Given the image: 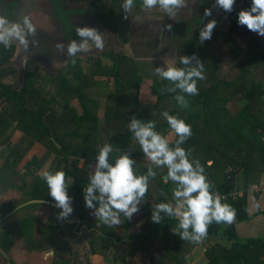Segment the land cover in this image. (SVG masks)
I'll use <instances>...</instances> for the list:
<instances>
[{"label": "trees", "instance_id": "obj_1", "mask_svg": "<svg viewBox=\"0 0 264 264\" xmlns=\"http://www.w3.org/2000/svg\"><path fill=\"white\" fill-rule=\"evenodd\" d=\"M249 1L251 3V0ZM236 28L237 26L233 25L231 34L225 36L215 34L211 40L205 43L190 42L186 47L184 55L189 57L190 63L181 67H196L198 61L207 67L204 69V73L208 72L206 73V83L200 84L197 81L199 89L197 95L189 96L176 88L173 82L164 79L158 80L161 77L155 74L154 70L143 65L137 66L134 61L116 59L106 54L105 57H109L112 62L105 64L103 59H93L95 60L92 62L93 73L90 75L83 73L81 63H75L71 69L74 74L72 77H68L65 73L54 77V83H57L54 88L56 91L54 96L44 95L48 100L37 108H32L31 104L38 100L43 90L42 88L37 90L34 86L35 81L38 80L36 71H30L34 64L31 63V66H28L26 86L21 91L14 89L13 84H5L4 79L16 74V69L10 61L15 55V47L6 48L4 44L0 43V99L3 100L0 126L8 129L18 122L23 137L29 139L41 136L48 139L54 138L58 143H61L60 139L62 138H76L75 144L72 145L73 148H70L74 154L75 152L82 153L85 143L98 145L101 143V139L107 136L108 144L113 149L109 156L110 163L115 162V157L120 152H127L136 162V155L130 151V142L134 140V137L127 127L131 119L135 117L144 123L154 121V130L165 137L172 135L171 140H168L169 146L175 147L178 137L168 126L163 112L168 111L171 115H178L191 125L192 132L190 138L181 147L191 150L194 155L193 160H199L204 167L205 174L214 185L211 190L218 192L221 196H230L222 202L232 205L236 210V217L232 224L213 222L209 226L208 234L226 241L224 243L217 241L206 251V256L209 259L208 264H264V237L243 240L238 234L236 225V222H249L255 218L249 210V191L253 186H260L261 178L264 176V84L257 80L250 81V78L259 72L258 69L264 67V53L260 52V49L264 48V40L260 41L256 34L246 30L252 34V38L243 37V39L251 48L240 64L235 65L237 75L233 79H222L220 76H224V74L220 75L218 72L219 63L228 58L236 61L241 56V48L231 38V35H240ZM251 64L259 68L252 70ZM122 67L124 74L130 76L127 84H124L121 79ZM145 71L151 78L155 77V79H151L150 89L156 98L154 106L158 109L159 105H162L160 107L162 110L157 113L158 115L151 113L152 116L147 117L137 114L135 111L131 115L123 116L122 109L130 110L140 105L139 97L141 85L145 79ZM98 79L101 81H97ZM105 80L109 84L113 83V90L118 93L115 96L119 102L117 108L109 103L107 106H100L98 102L88 97V92L93 90L97 92V89L104 88ZM170 85L175 90L164 91ZM111 95L109 94V102L114 98ZM177 96H182L187 106L178 101ZM73 98L80 100V109H82L80 114L76 108L70 105V99ZM87 100L91 102V107ZM234 101L244 102L245 106L238 113L231 111ZM169 102L171 104L173 102L175 106L173 110H167ZM103 121L105 125L102 127ZM58 129H62V132H58ZM51 144L57 152L68 148L64 143L61 144V150L53 143ZM93 152L96 154L97 151ZM136 153L139 154L141 160L145 159L139 144ZM209 161H212L211 165L207 164ZM75 167H78L77 161ZM133 168L138 175L148 173L147 168L137 167L135 163ZM152 169L156 176L155 178L149 177V184L154 183L157 189L155 191L157 197L154 199L153 205L161 202L175 203L172 200V191L176 184L172 181L165 183L164 180L167 169L163 173L160 171L161 167L153 165ZM237 171L245 175V191L234 199L233 191H235L236 183L230 186L231 173L237 174ZM84 174L85 179L81 181L88 183L86 180L88 171L84 170ZM147 196H152V193L148 191L140 203L147 200ZM160 215L162 220L157 224L152 222V214L149 212L148 219L142 226L145 231L139 234L141 238L137 235L134 238L150 241L152 237L167 236L169 230H176L177 220L169 218L163 212ZM174 234L175 238L180 236L178 232ZM180 244L181 242H178V245ZM193 244L195 243L185 240L181 245L186 248L192 247ZM108 245L111 248L114 247L112 243ZM177 246L171 250H177L180 253L181 250H178ZM136 252H138L137 249ZM179 256L178 254L164 256L160 263L167 264L169 263L167 259L172 257L170 259L175 264H180L179 260L182 258ZM119 259L122 261L121 264H127V256L117 257L114 261L117 262Z\"/></svg>", "mask_w": 264, "mask_h": 264}, {"label": "flooded vegetation", "instance_id": "obj_2", "mask_svg": "<svg viewBox=\"0 0 264 264\" xmlns=\"http://www.w3.org/2000/svg\"><path fill=\"white\" fill-rule=\"evenodd\" d=\"M12 1L6 7L5 15L13 21L18 18L19 14L15 11H19L22 4L17 2L16 4ZM50 1L53 8L51 16H34V22L37 23L38 27L44 29L46 23L49 22L50 28L54 29V36L58 37L57 40L65 38L68 41V46L73 42L80 45L86 39L79 37L76 29L93 28L101 35L104 47L97 49L94 42L89 39L88 43L92 45L89 51L81 50L75 56H72L68 53V50H62L61 47L54 44L51 51L41 54L43 59L41 63L28 59L31 56L26 57V69L31 63L34 64L35 68H45L48 65L53 68L57 65L56 63H65L66 68L70 69L75 63H81V65L88 63L83 60L90 59L93 53L97 51L99 53L101 50L104 51L99 59H103L106 54H112L108 51L111 47L120 44L121 41H126L128 37L133 36L132 39L137 40L144 33L146 35L147 33L157 35L159 30H162L157 23L162 27H169L170 25L172 27L169 29L170 36L165 39L160 36L154 40L147 36V39H149L147 41L142 37L141 40L143 41L138 44V48L134 47L137 41H133L131 49H133L134 59L138 58L136 52L138 51L139 58L142 59H137L138 65H143L155 71L156 68L163 67L167 61L172 62L169 56L175 55L173 63L180 67L182 66L180 58L186 56L184 52L191 42H186V37H189L191 29H201L204 23L212 20L216 21V25H226L221 22V17L217 15L219 13L222 14L224 21L227 19L225 16L229 20L227 28L223 27L222 30H229V34H231L234 25L237 26L236 30L241 34L242 31L246 32V30H242L246 27L238 25L237 14L241 8L250 6L249 0H236L233 10L226 12L214 3L213 8L212 6L208 8L211 10L210 16L202 14L196 20L194 19V22L200 25L199 27L195 26L194 22L189 26L185 20H181L180 26L173 27L178 17L165 12L159 5L152 9L144 8L142 7V0H133L130 9L123 7L125 0ZM202 1L205 3L206 0ZM10 6L15 11H11ZM175 10H180V8L173 9V12ZM180 12L183 14L185 11L180 10ZM3 13L0 10V15H3ZM52 16L57 18L60 27L56 23L55 26L53 25ZM153 29H156L155 32ZM251 35V33H247V37ZM263 38L261 37L260 41ZM180 40H183V46L178 47L177 52H171L174 49L173 43L178 42L179 46ZM195 41L200 42L199 34L192 42ZM27 42L28 50L25 52L30 54L33 44L31 41ZM205 42L207 40L203 43ZM10 48L15 49L16 55L18 45L11 41ZM156 61L163 64H158ZM62 73L63 70L58 72V75ZM75 141L76 138L68 140V142L74 144ZM60 142L58 143L54 138L48 139L41 136L30 139L23 137L19 123L17 126L8 129L0 126V264H95L98 261H93V256H102L103 250L108 249L110 243L114 245L113 248L116 254L123 257L127 256L128 251L135 252L136 250L132 247L125 250L121 246L124 245L123 241L125 239H127L126 243L138 239L134 236L140 230L139 227L142 222L148 219V215L138 217L135 214L128 223H126L128 219L121 215V218L125 219L122 233L115 232L113 227H109L96 219L95 209L85 206L83 193L84 187L89 183V176L92 171V168H90L92 163L85 162L84 154L89 151L86 146L92 144L85 143L82 153L75 152L74 154L70 149L73 148V143L66 144L67 138L60 139ZM51 143L57 147L60 146L58 147L60 150L62 149V143L68 148H65L62 152H57ZM76 161L78 167H75ZM42 170L52 172L63 170L69 181L74 180L67 188V193L72 198L73 211L69 217L63 220L57 219V214L61 209L55 206V201L48 194V186L40 175ZM84 170L88 171L86 178L88 183L81 181L85 179ZM94 203L96 202L94 201ZM123 234H125V239H120ZM102 240H106L107 243H101ZM157 245L156 255L163 249L161 245L165 246V244L158 242ZM101 263L103 262L101 261Z\"/></svg>", "mask_w": 264, "mask_h": 264}, {"label": "clouds", "instance_id": "obj_3", "mask_svg": "<svg viewBox=\"0 0 264 264\" xmlns=\"http://www.w3.org/2000/svg\"><path fill=\"white\" fill-rule=\"evenodd\" d=\"M235 2L236 0H216V5L226 12H231ZM132 4L133 0H125L123 7L130 9ZM183 4L184 0H142V7L152 9L159 5L170 14H174L173 9L180 8ZM204 15L210 16L211 10L206 8ZM237 23L264 37V0H251L249 7L241 8L237 14ZM215 26L216 21L212 20L200 31L201 44L211 39ZM25 28L28 33H34V27L27 16L23 17V24H21L19 21L11 22L0 15V43L7 48L15 39L26 49L28 42L25 39ZM76 31L79 37L86 39L80 45L71 43L68 48L70 55L75 56L81 50L89 51L92 47L88 43L89 39L94 42L97 49L104 47L101 35L95 29L84 27ZM58 47L61 46L58 45ZM189 63V57L180 58L181 65ZM155 72L162 79L173 82L176 88L189 96L198 94L197 81L205 79L204 65L200 61L197 62L196 67L187 70L169 61L165 67L156 68ZM177 100L187 106L182 96H177ZM163 116L172 132L178 137L175 147H170L168 139L154 130V121L144 123L133 117L127 125L138 142L140 150L151 164L156 167H166L165 183L172 181L176 184L172 191L175 203L155 204L151 220L159 224L162 220L160 213L163 212L169 218L178 221L176 230L173 232H178L182 240L199 244L207 238L208 228L213 222L232 224L236 217V210L232 205L222 202L223 197L218 192L211 190L213 185L205 174L204 167L199 160L190 159L191 150L181 147L192 134L191 125L178 115L169 114L168 111H164ZM112 152L110 144L98 146L95 169L91 171L89 183L83 189L85 206L94 208L96 219L109 227L120 225L121 215L131 220L133 214L139 211L138 205L148 192L149 177L156 176L151 167L146 175L136 174L133 168L135 161L127 152H120L115 157V162L110 163L109 156ZM40 175L48 186V194L55 201V206L61 209L57 219L63 220L69 217L73 208L72 198L68 195L67 188L74 180L69 181L63 170L54 172L42 170Z\"/></svg>", "mask_w": 264, "mask_h": 264}, {"label": "rangeland", "instance_id": "obj_4", "mask_svg": "<svg viewBox=\"0 0 264 264\" xmlns=\"http://www.w3.org/2000/svg\"><path fill=\"white\" fill-rule=\"evenodd\" d=\"M203 5H204L203 1H184V4H183L182 7H180V10H184L185 12L183 14H181L180 10H175L173 12L174 14H171V15H173L175 17H178V20L176 22H174L173 27L180 26L181 20L187 21L189 26H191L193 24V22H194V19L196 20V18H198V17L202 16V14H204L205 10L202 9ZM217 15L219 17H221V22H224L222 14L218 13ZM206 24L207 23H204L202 25L201 29H191V31L189 32V34H190L189 37H186V39H187L186 42L187 41H191V42L194 41L196 35L199 34V31H201L205 27ZM157 25L160 27V29H162V30H159L157 35H154L153 33H149V34L147 33V35H146L144 33L137 40H133L132 39L133 36H131V37H128V39L126 41H123V42L121 41L120 44H115L108 51H110V53H112L111 54L112 57H114L116 59H121V60L127 59V61L128 60L134 61L135 65L138 66V63L136 62V61H138L137 59H140V60H142V59L139 58V53L136 50L135 51L137 52L138 58L136 57L137 59H134V57H133V49H131L133 41H137L135 43L134 47L138 48V44H140V42L143 41V40H141L142 37H144L145 41H147V40H149V39H147V36L151 37L152 40H154L155 38L160 37V36L163 39H165V38L170 36L169 29L172 28V27H162V26L159 25V23H157ZM194 25L197 26V27L200 26V25H197L195 22H194ZM223 27L227 28V24L226 25H224V24L223 25H216L215 28L213 29L212 36L215 35V33L217 34V36L228 35L229 34V30H222ZM153 30L155 32L156 29H153ZM242 30H247V28H242ZM140 33H143V32H140ZM247 33L248 32H243L242 31L240 35H236V36H232L231 35V38L233 40H235L238 43V46L241 48V56H240L239 60H236V61L232 60L231 58H228L226 60L225 59L222 60L219 63L218 72H219L220 75L222 73L224 74V76L223 75L220 76L222 79H225V80L233 79L235 77V75H237V72H235L236 71L235 70V65L236 64L237 65L240 64V62L245 58V56L249 52V49L251 48V46L247 45L245 43L244 39H243V37L252 38V36L247 37ZM253 33L256 34L259 38H261V36H259L257 33H255V32H253ZM199 40H200V38H199ZM209 40H207V41H209ZM12 41L15 42L14 40H12ZM181 46H183V40H180L179 46H178V42H174L173 43L174 49L171 52H174V53L177 52V48L181 47ZM103 51L104 50H101L99 53H97L98 52L97 51V52L92 54L90 59L83 60V61H87L89 63V64L88 63H84L82 65V71H83L84 74L90 75V74L93 73V64H92V62L95 61L93 59H99V56H102L101 54L103 53ZM260 52L264 53V48H263V50L261 48ZM174 56L175 55L169 56V58L172 59V62H174L173 61ZM229 59H231V60H229ZM10 61H11V59H10ZM110 62H112L110 58L103 57V63L110 64ZM156 62L158 64H163L160 61H156ZM56 64L57 65H55L53 68L51 67V65L45 66V68L42 67V66H41L42 68H40V67L39 68H35L34 66L29 65V66H31V70L30 71H32V70L36 71V77L38 78V80L35 81V83H34L35 88L37 90H40L42 88V90H43V92L38 97L39 101L37 100V101H35V102H33L31 104L32 108H37L39 105L44 104L48 100V98H46V96H44V95L49 94V95H52V97L54 96V94L56 92L54 88H55V86L57 84V83H54V79L56 77H58V72L63 70V73L67 74L68 77H72L74 75L73 72H72L73 70H71L73 66L69 69V68H66V64L65 63H61V64L56 63ZM141 64H143V63H141ZM12 66L16 69V74H13L11 77H9L7 79H4V83L5 84H13L12 86L14 87V89H16L18 91H21L26 86L28 69H24L22 65H19L20 66L19 69H18V67H15L13 64H12ZM165 66H166V64L163 65V67H165ZM250 66L253 67L252 70H256V68H259V67H257L254 64H251ZM187 68H191V67H187L186 66L185 69H187ZM204 69H207V67L204 66ZM258 70H259V72L257 74H255L252 78H250V81L251 80H257V81H260V82H262L264 84V67L259 68ZM206 73H208V72L204 73L205 79L198 80V82L200 84H205L206 83V77H207ZM50 75H51V77H50ZM36 77H34V79H36ZM144 77H145V79H144V81H143V83L141 85V95L139 97L140 105L137 108H133V109H130V110L122 109V115L123 116L124 115H131L132 112L135 111L137 114H141V115H144V116L147 117V116H152L151 113H155V115H158L157 113L162 110V109H160V107H162V105H159L158 109H156V107L154 106V104L156 102V98L151 93V89H150L151 82H152L151 79H155V77L151 78V76H149L146 71H145ZM121 79H122V81H124V84H127L128 80L130 79V76L124 74V68L123 67H122ZM161 79L162 78H158V80H161ZM97 81H101V80L98 79ZM103 83H104V88L97 89V92H95L94 90L92 92H88V97L90 99L98 102L100 106H107L108 103H109V105L113 106L114 108H117V104L119 102L115 98V96H117L118 93H117L116 90H113L114 89L113 83L109 84L107 80H105V82H103ZM248 83H252V82H248ZM167 88L168 89L164 90V91H172V89H173L171 85L168 86ZM109 94L114 95V96L111 95V97H114V98H112L110 100V102H109ZM100 101H102V104H100ZM87 102H89V106L91 107V102L88 101V100H87ZM232 103H233V105L231 107L232 108L231 111L234 112V113H238L239 110L245 106L244 102H241V101L240 102L234 101ZM70 105L72 107L76 108L78 110L79 114L82 112V109H80L81 107H80V100L79 99H76V98L70 99ZM174 108H175V106H174L173 102H172V104H171V102H169L167 104V110H173ZM57 110L60 111L59 109H57ZM15 125L17 126L18 122H16ZM104 125L105 124H104V121H103L102 127ZM58 132L61 133L62 129H58ZM62 137H64V136L62 135ZM107 138H108L107 136H104L101 139V143L98 144V145H88V146H86V148L89 150V151H87V154H89V155H86L84 157V160H85L86 163H89V162L92 163V167H91L92 171H94V169H95L96 155H97V152H98V146H101V145H103L105 143L108 144ZM166 138L168 140H171L172 135L167 136ZM68 140H70V138H67V142L66 143H73V142H68ZM130 143H131L130 151L134 155H136V157H137V160L135 162L137 167H143V168H147V169H149V167L153 168V164H151V162L147 159V157H145L144 160H141V158L139 157V154L136 153V148H137L138 142L134 139ZM95 150L97 151L96 154L93 152ZM90 153H93V154L90 155ZM116 154H118L117 151H116ZM193 158H194V155H193V153H191L190 159H193ZM207 164L210 165L211 162H208ZM164 170H166V168L165 167H161V172H163ZM213 187H214V185H213ZM148 191H150L152 193V196H147V198L149 200H144L142 203H139V205H138L139 211L136 213L138 217L144 216L146 214L148 215L149 212L152 214V212L154 210L153 203H154V199L157 197V193L155 192V191H157V189H156V186L154 185V183L151 182L149 184ZM171 191H172V189H171ZM251 191H264V184L262 186L261 185L260 186H253ZM172 200H174V197H173ZM124 220H125L124 218H121L122 223L120 225H118V226H113V229L115 230V232L119 231V232L122 233V229H123L122 227L124 225ZM131 222H133V221H131ZM142 223H144V221ZM141 227H142V225H140V228ZM174 230L175 229H171V230L168 231L167 242L169 243V247H172V248L175 249V247L178 245V242H182L184 240H182L180 236L178 238H175V234L174 233H176V232H173ZM257 231H258V233H261V231L258 230V227H257ZM140 232L141 231H138V233H140ZM124 235L125 234H123V237L122 238L120 237V239H125ZM161 236H163V235H161ZM208 236H210V235H208ZM112 237H113V235H112ZM257 237H264V233H261V235L257 236ZM140 241L144 242L143 240H140ZM140 241L138 240L136 242L135 241L134 242L131 241V243H126L127 239H125L123 241L124 245L121 246V247L124 248L125 250H127L128 248L130 249L132 247V249H137L138 252H139V250L144 251V250H146L147 247L150 248V246L152 245L149 240L146 241L147 247H146L145 244L141 243ZM101 243H107V241L106 240H102ZM161 246L163 248L165 247L163 245H161ZM169 247H167V248H169ZM180 247H181V245L177 246L178 250H181V253H180L181 255L180 256L184 260L185 252H184L183 248L179 249ZM163 250H165V249H163ZM185 250H187V247L185 248ZM103 251H105V252H103V254H104V256H106L105 258L108 259L110 264L111 263L114 264V262H115L114 261V257H115V252H116L115 249L111 248V247H108V249L103 250ZM168 253L172 254V255H174V254L175 255L176 254L179 255V252H177V250H175V251L174 250H169ZM139 254H140V256L143 257L144 253H139ZM137 258H138V255L136 256V259ZM97 261L98 262L96 264H104L105 263V260H102L103 263H101V260L97 259ZM82 264H84V263H82Z\"/></svg>", "mask_w": 264, "mask_h": 264}, {"label": "crops", "instance_id": "obj_5", "mask_svg": "<svg viewBox=\"0 0 264 264\" xmlns=\"http://www.w3.org/2000/svg\"><path fill=\"white\" fill-rule=\"evenodd\" d=\"M197 1H202V0H197ZM214 3H216L215 0H206L202 9L205 10L206 8L208 9L211 6L213 8ZM225 17L227 19L225 18L226 20L224 21V23L229 24L228 17L227 16H225ZM197 21H199V20H197ZM240 111H241V109L239 110V112ZM209 162L212 163V161H209ZM160 171H161V169H160ZM163 172H161V173H163ZM261 180H262V183L260 185H263L264 184V176H262ZM244 191H245V175H244V173H238V171H237L236 186H235V191H233V193L241 194ZM249 195H250L249 196V199H250L249 210H250V213L252 215H254L255 218L249 222H236L238 234H239L240 238L243 240L250 239L252 237L253 238H259L257 236H260L261 233H264V191H251L250 190ZM257 205H259V207H257ZM144 224L145 223H142L141 225L144 226ZM257 227H258V230L261 231V233H258ZM139 231H141V232L137 233V236L139 238H141L139 236V234L143 233L145 230L142 229V227H141ZM208 235H210V234H208ZM160 236L158 235V237H156V238L152 237L150 239V242L152 244L150 246V248L147 247L146 241L143 240L144 242H141L140 240H142V239L135 240V242L139 240L141 243L145 244L147 248L144 251L139 250V252H136V250H135V252L128 251L126 263L127 264H163V263H160L161 259L164 256H171V254H169L167 252V250H171L172 247H169V243L167 242L168 235L167 236L163 235L161 237ZM217 241L224 243L226 240L216 238V237L210 235V236H207V238L202 243H199V244L195 243V244H193L194 247L193 246L187 247V250H185V247L181 245L185 242V240L182 241L180 244L181 245L180 249L183 248V250L185 252V258H184V260L183 259L179 260V261H181L180 264H208L209 259L206 256V251L209 248H211L213 245H215ZM158 242H160L161 244H165L166 248H163L165 250L162 249L161 252H159V254L156 255L157 251H155V250L158 249L157 248ZM153 246H155L156 248H154ZM167 247H169V248H167ZM139 253H144L143 257L140 256ZM180 253H179V255H181ZM137 255H138V258L136 259ZM105 257L106 256H104V254L102 256L95 255V256H93L92 260L93 261H97V259L98 260L100 259L101 261L105 260L104 264H110L108 259H106ZM117 257L120 258L123 256L117 255L115 252L114 259ZM170 258H172V257H169V259H167V262H169L170 264H175V262ZM179 258H181V256H179ZM121 259L117 260V262H114V264H121V262H122ZM169 263H167V264H169Z\"/></svg>", "mask_w": 264, "mask_h": 264}, {"label": "water", "instance_id": "obj_6", "mask_svg": "<svg viewBox=\"0 0 264 264\" xmlns=\"http://www.w3.org/2000/svg\"><path fill=\"white\" fill-rule=\"evenodd\" d=\"M11 0H1L0 1V10L3 13V16H5L8 20L10 19V17L5 15L6 12V7H8L10 4ZM12 2H17L18 4H22V8L19 11H15V9L11 8L10 6V10L11 11H15L18 15V18L16 20H9L11 22H17L19 21L21 24H23V17L27 16L31 22V24L34 27V33H28L26 31L25 28V33H26V40L27 41H31V43L33 44L32 49H30V54H27L25 51L28 50L27 48L25 49L23 47L22 44L19 43V41L13 39L15 41V43L18 45V51L16 53V55L12 58L11 62L15 67H18V69L20 68L19 65H22L24 69H26L25 67V63H26V57L31 56L28 59H32L33 61L37 62V63H41L43 62L42 59V53H46L52 50V48L54 47V44H57L56 46L58 47V45L61 46V49L64 50H68L69 46H68V41L63 38V39H58V37L54 36V29L50 28V24L49 22L46 23L45 28H40L38 27L37 23L34 22V16L37 15H43L46 17L51 16V12L53 10L52 8V4L50 0H16V1H12ZM16 3V4H17ZM53 25L55 26V23L60 27L59 22L57 20V18L55 16H52V20ZM55 30H59V29H55ZM264 40V38H263ZM44 47V49H43ZM41 57V58H40ZM40 58V59H39ZM60 147V146H58ZM232 177H231V184L230 186L235 185L236 183V178H237V174L235 172L231 173ZM166 176H164L165 179ZM36 202V201H35ZM38 202V201H37Z\"/></svg>", "mask_w": 264, "mask_h": 264}, {"label": "built area", "instance_id": "obj_7", "mask_svg": "<svg viewBox=\"0 0 264 264\" xmlns=\"http://www.w3.org/2000/svg\"><path fill=\"white\" fill-rule=\"evenodd\" d=\"M3 100L2 99H0V113H2L3 112ZM233 196H234V199H236L238 196H239V194H233ZM223 197V200L224 199H227V198H230V196H222Z\"/></svg>", "mask_w": 264, "mask_h": 264}]
</instances>
